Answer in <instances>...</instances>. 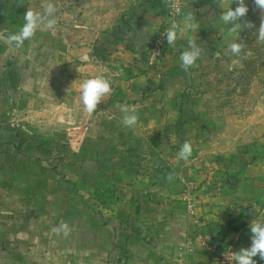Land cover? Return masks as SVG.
I'll list each match as a JSON object with an SVG mask.
<instances>
[{
    "label": "crops",
    "instance_id": "0c3cea01",
    "mask_svg": "<svg viewBox=\"0 0 264 264\" xmlns=\"http://www.w3.org/2000/svg\"><path fill=\"white\" fill-rule=\"evenodd\" d=\"M194 3L201 29L183 39L200 42L222 25V9L216 0ZM82 5L103 11L102 19L123 14L138 24L160 22L155 12L142 20L133 10L147 7L143 0ZM133 37L109 48L124 64L141 55L146 37ZM65 41L42 27L19 48L0 40V264H217L203 240L250 247L249 225L264 219V159L251 165V178L202 199L193 214L184 198L198 169L191 159H176L178 136L195 133L182 95L189 75L181 51L157 77L156 68H81ZM100 74L113 91L89 115L79 85ZM125 103L140 118L133 129L121 123ZM62 223L67 236L52 231Z\"/></svg>",
    "mask_w": 264,
    "mask_h": 264
},
{
    "label": "rangeland",
    "instance_id": "374dc122",
    "mask_svg": "<svg viewBox=\"0 0 264 264\" xmlns=\"http://www.w3.org/2000/svg\"><path fill=\"white\" fill-rule=\"evenodd\" d=\"M86 1L89 0H52L56 6L57 26L51 30L42 27L65 36V43L81 68H156L157 77H160L162 68L172 67V64L168 65L170 60L176 59L186 48L183 35L172 46H168L163 38L169 22L174 17L180 19L163 0H143L147 7H157L155 10L151 7L140 9L138 5L133 9L141 14L142 20L143 14L157 13L160 22L155 25L134 23L131 18L124 19L123 14L102 19L103 11L84 10L82 4ZM192 1L198 7L202 2L179 0V5L191 8ZM16 2L18 0H0V40L5 41V36L19 30L27 8L42 12L47 0H23L21 8L17 7ZM245 3L249 7L246 19L258 28V10H254L252 0H245ZM231 7L235 9L234 4ZM226 27H231V24L211 28L205 39H199L197 43L204 44V52L197 66L189 69V83L182 92L186 104L192 107L186 108V115L194 121L195 133L188 138L178 136L174 145L180 147L187 140L194 146L190 159L195 163L198 175L188 179L185 192L189 193L195 210L202 206V199L215 196L223 187L225 193L231 189L233 191L240 181L251 178V165L264 159V43L257 42L255 29H245L239 36L247 45L245 50L251 51L252 56L247 59L233 57L227 52V45L237 37L235 34L228 36ZM138 33H144L146 37L139 42L141 55L135 52L131 60H126V64L112 55L109 48L124 40L129 41L133 34L138 36ZM209 37L211 40H208ZM133 39L136 44L140 40L139 37ZM159 40L162 51L157 61L151 62L152 46ZM217 53H221V57L218 58ZM219 239L214 237L206 241ZM220 242L232 252H237L234 241L223 239Z\"/></svg>",
    "mask_w": 264,
    "mask_h": 264
},
{
    "label": "clouds",
    "instance_id": "9594fccd",
    "mask_svg": "<svg viewBox=\"0 0 264 264\" xmlns=\"http://www.w3.org/2000/svg\"><path fill=\"white\" fill-rule=\"evenodd\" d=\"M23 0H18V6L22 5ZM166 6H170L175 16L180 17L177 20L175 17L169 22L170 26L167 27L163 33L168 46H172L176 43L177 39L186 33H198L200 24L197 22L195 13L191 8L181 7L179 0H163ZM221 6L222 12L219 15V20L224 26L231 24V27L227 28L228 36L237 37L227 45V52L233 57L239 59H247L252 56L251 51H246V44L240 38L239 34L245 29H255L257 33V42L264 43V0H252L254 10H258L260 16L259 27L256 28L255 24L246 19L249 7L245 3V0H216ZM235 3L237 6L235 9L231 5ZM227 5L226 7H224ZM56 6L52 0H47V3L43 7V11H34L32 8H27L24 14V23L19 30L11 35L4 37L5 41L12 47L19 48L23 45L25 40H31L36 32L41 28H47L49 30L54 29L57 26V19L55 18ZM186 48L180 53L179 60L181 62V68L187 72L189 69L197 66V61L201 58L204 52V44L197 43V37L194 35H187ZM221 53H217V57ZM112 85L108 78L103 74L96 75L94 77L83 80L79 85L80 100L83 105V109L86 113L91 115L96 112L98 105L104 101L106 96L112 93ZM121 116V123L125 128L133 129L138 125L139 115L125 103L119 106ZM193 154V148L190 142L185 141L179 152L176 155V159L187 162ZM175 173H169L167 180L172 182ZM257 213V209L253 208ZM251 232L250 247L241 248L237 252H232V261L235 264H257V260L254 257H259L260 261H264V219H253L249 225ZM54 233L59 235L61 231L67 236L68 225L62 223L59 227L53 228Z\"/></svg>",
    "mask_w": 264,
    "mask_h": 264
},
{
    "label": "built area",
    "instance_id": "2783aa9c",
    "mask_svg": "<svg viewBox=\"0 0 264 264\" xmlns=\"http://www.w3.org/2000/svg\"><path fill=\"white\" fill-rule=\"evenodd\" d=\"M155 43L156 44L152 46V51L150 52L151 55L149 56L151 58V62H156L158 59L157 57L160 56L159 54L162 51L160 47L161 40L156 41ZM10 126L16 128L18 126V122L16 120H10ZM184 198L188 203L190 213L193 214L194 208L192 207L191 197L189 196V193L185 192ZM203 243L210 254L215 258L217 264H235V262L232 261L231 257L232 250L228 246H226V244L220 242L219 240H213L212 242L203 240Z\"/></svg>",
    "mask_w": 264,
    "mask_h": 264
}]
</instances>
